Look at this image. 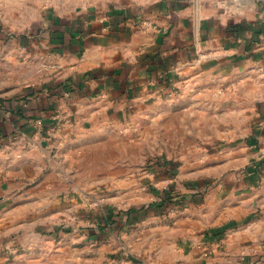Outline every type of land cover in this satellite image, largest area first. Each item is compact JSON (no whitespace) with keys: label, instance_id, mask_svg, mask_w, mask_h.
Returning <instances> with one entry per match:
<instances>
[{"label":"crops","instance_id":"0c3cea01","mask_svg":"<svg viewBox=\"0 0 264 264\" xmlns=\"http://www.w3.org/2000/svg\"><path fill=\"white\" fill-rule=\"evenodd\" d=\"M0 19L32 31L35 55L4 82L35 99L25 119L16 101L0 112V247L63 218L92 228L78 191L116 209L166 188L186 206L135 209L89 252L264 264V0H0Z\"/></svg>","mask_w":264,"mask_h":264},{"label":"rangeland","instance_id":"374dc122","mask_svg":"<svg viewBox=\"0 0 264 264\" xmlns=\"http://www.w3.org/2000/svg\"><path fill=\"white\" fill-rule=\"evenodd\" d=\"M13 24L14 23H10L9 20L4 22L0 19V103L5 100H12V102L16 101L20 105L21 103L24 104V108H26V105L33 101V98L35 99V93H26L25 90H23L24 93L20 92L16 99H8L5 98L8 96L3 90L4 87H9L8 85L5 86L4 82L10 78L15 79V81L21 78V80L24 81L25 78L34 75V70L29 66L33 64L32 60L28 59L27 62L25 61L26 57H35L34 51H32L34 47L27 43L29 48L24 49L25 47L20 43V39H22L23 36H33L31 33L32 31L28 32L25 29H18L14 27ZM22 63L23 65L27 63V66H24L23 69L20 67ZM64 92L67 97H70L71 91L64 89ZM0 112H3V110L0 109ZM20 128L22 127L20 126ZM152 162L153 160L150 161V164ZM164 163L167 162L165 161ZM167 191H171V189L155 188L157 200L148 205V207L141 206L138 208H131V206L126 205L121 207L115 206L116 209H113L112 207L114 206L108 205V203L102 199L104 198L102 197L103 194L98 193V195L96 193H91L97 197L92 196L95 200L91 199V201H89L91 204L96 202L97 204L95 206L89 204L85 205L82 199L84 194L82 191H78V199L81 202L78 209L85 207L86 209L94 210L96 217L99 218V221L94 223L92 228H88L87 221L80 222L77 218H74V224H71V220L68 222L69 219L63 218L64 220L59 222L57 230L46 231L42 233L41 237L40 235L29 237L27 242H22L19 237L14 236L0 247V264H107L110 262L111 255L107 258L104 253H99L98 250L89 252L87 248L103 242L102 240L109 236L110 231L112 232L111 236L117 234L118 228H120L121 225H118V222L115 225H110L103 220L104 217L109 218L110 213L120 212L119 218H128L130 214L129 211L132 212L133 209L139 210V212H146V209H150L151 205L162 204L164 200L163 195ZM173 196L174 202H177V200L183 197L174 191ZM85 199V201H88L87 197H85ZM100 201H102V203H100ZM172 207L177 206L172 204L166 209ZM128 224L127 220L126 225ZM101 237H103V239H100ZM253 260H251V262L259 263L261 259L257 258Z\"/></svg>","mask_w":264,"mask_h":264},{"label":"trees","instance_id":"16d2710c","mask_svg":"<svg viewBox=\"0 0 264 264\" xmlns=\"http://www.w3.org/2000/svg\"><path fill=\"white\" fill-rule=\"evenodd\" d=\"M12 104V100H5V101H2V103H0V109L3 110V108H8V105L10 106ZM16 110L14 109L13 112H15ZM27 111L26 108L24 107H21V109H19L17 112V114L19 116H21L23 119H25V115L24 113ZM168 164V163H166ZM173 176H176V173H172ZM164 200H163V203L162 204H156V205H151L150 209H146V214H148V212H156V213H161L163 212L168 206L172 205V204H175L176 206H179V207H184L186 206V204L188 203L187 200H186V197H182L180 200H177V202H174V196H173V191H167L164 193ZM129 215H128V218L127 220L128 221H133V219L131 218L132 214H135L137 213L136 210H132V213L131 211H129ZM119 216H120V212H114V213H110L109 215V218H105L104 217V221L109 223L110 225H115L117 222H118V219H119ZM129 223V222H128ZM131 224V223H129Z\"/></svg>","mask_w":264,"mask_h":264},{"label":"built area","instance_id":"2783aa9c","mask_svg":"<svg viewBox=\"0 0 264 264\" xmlns=\"http://www.w3.org/2000/svg\"><path fill=\"white\" fill-rule=\"evenodd\" d=\"M150 1H158V0H150Z\"/></svg>","mask_w":264,"mask_h":264}]
</instances>
